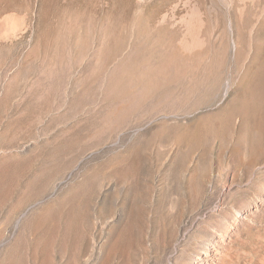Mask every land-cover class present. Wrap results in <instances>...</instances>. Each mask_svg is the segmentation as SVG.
Segmentation results:
<instances>
[{
  "label": "rangeland",
  "instance_id": "1",
  "mask_svg": "<svg viewBox=\"0 0 264 264\" xmlns=\"http://www.w3.org/2000/svg\"><path fill=\"white\" fill-rule=\"evenodd\" d=\"M0 264H264V0H0Z\"/></svg>",
  "mask_w": 264,
  "mask_h": 264
},
{
  "label": "bare ground",
  "instance_id": "2",
  "mask_svg": "<svg viewBox=\"0 0 264 264\" xmlns=\"http://www.w3.org/2000/svg\"><path fill=\"white\" fill-rule=\"evenodd\" d=\"M200 259V258H199ZM196 263H199V260L198 261H196Z\"/></svg>",
  "mask_w": 264,
  "mask_h": 264
}]
</instances>
